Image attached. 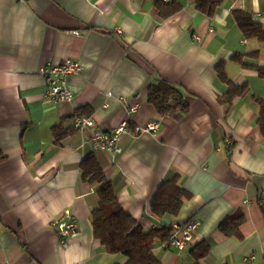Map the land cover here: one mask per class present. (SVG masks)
<instances>
[{"label": "crops", "instance_id": "1", "mask_svg": "<svg viewBox=\"0 0 264 264\" xmlns=\"http://www.w3.org/2000/svg\"><path fill=\"white\" fill-rule=\"evenodd\" d=\"M233 9L264 28V0H225L211 16L192 0H0V264L124 263L93 235L96 185L79 169L90 152L143 228L198 221L205 255L156 241L162 264H264V132L252 98L264 102V41L242 35ZM66 58L81 66L66 78L73 97L49 100L40 69ZM219 63L249 93L222 103ZM157 78L179 94L167 112L147 99ZM87 112L103 130L127 121L117 151L94 149L93 127L54 141L55 125ZM175 176L189 196L177 215H155L157 187ZM65 208L77 229L62 243L52 223ZM239 215L236 230L222 227Z\"/></svg>", "mask_w": 264, "mask_h": 264}, {"label": "trees", "instance_id": "2", "mask_svg": "<svg viewBox=\"0 0 264 264\" xmlns=\"http://www.w3.org/2000/svg\"><path fill=\"white\" fill-rule=\"evenodd\" d=\"M195 8L207 16L213 15L225 0H192ZM160 5V4H158ZM179 8L173 5L166 12L158 11L163 16L173 14ZM233 15L237 25L245 38H257L264 41V28L254 20L250 13L240 9H233ZM232 58L241 61L242 56L233 54ZM217 76L228 85V89L219 100L229 103L235 96L249 93L245 84L236 85L228 78L222 66L217 64ZM259 76L264 77V66H256ZM179 94L175 87L167 81L157 78L151 82L147 88V99L155 104L159 111L167 112L171 107L178 104ZM252 98L259 103V113L256 120L257 125L264 132V102L252 95ZM81 109V108H80ZM80 109L76 112L80 113ZM77 116V115H76ZM84 116H91L89 112ZM73 124L71 127L63 128L58 124L52 128L54 141L60 143L69 134L79 131ZM3 156H0V159ZM81 177L91 185H96L97 203L90 212V220L93 228V235L99 239L105 250L110 254L120 253L125 256L122 264H162L154 254L155 242H169L171 235L170 225H159L149 229L143 228L137 221L121 207L118 202L112 181L105 176L94 153H88L79 163ZM188 193L178 184L175 176L170 180L159 184L153 198L150 201L151 211L158 216L165 214L177 215L183 201L188 197ZM264 213V202H261ZM243 215L231 216L223 220L221 225L233 223L236 230ZM202 241L193 244L192 253L198 259L205 255V246ZM194 249L198 250L197 252ZM120 264V263H112ZM198 264V263H196Z\"/></svg>", "mask_w": 264, "mask_h": 264}, {"label": "built area", "instance_id": "3", "mask_svg": "<svg viewBox=\"0 0 264 264\" xmlns=\"http://www.w3.org/2000/svg\"><path fill=\"white\" fill-rule=\"evenodd\" d=\"M80 63L72 58H66L60 64L49 63L40 69V73L43 75L47 84V90L44 92V97L49 100L56 101H69L73 97V93L66 83V78L69 75L76 74L80 70ZM137 105L129 107V112H134ZM72 124L80 130L85 127H93L92 134L89 142L96 150H118L117 145L119 136L127 130V121H122L117 126L110 130H103L96 126L94 119L91 116H74ZM155 123L149 122L146 125L147 129H153ZM137 129H140L137 127ZM53 228L57 234L58 239L62 243L65 239L74 234L77 229V219L69 208L63 209L60 219L53 221ZM198 225L196 219H190L183 225L172 223L171 235L169 242L174 245L178 250H183L186 247H190L194 244L195 234L194 231Z\"/></svg>", "mask_w": 264, "mask_h": 264}]
</instances>
